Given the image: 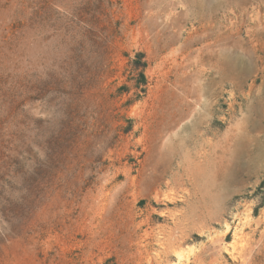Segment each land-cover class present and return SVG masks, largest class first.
<instances>
[{"label": "rangeland", "instance_id": "rangeland-1", "mask_svg": "<svg viewBox=\"0 0 264 264\" xmlns=\"http://www.w3.org/2000/svg\"><path fill=\"white\" fill-rule=\"evenodd\" d=\"M0 264H264V0H0Z\"/></svg>", "mask_w": 264, "mask_h": 264}, {"label": "bare ground", "instance_id": "bare-ground-1", "mask_svg": "<svg viewBox=\"0 0 264 264\" xmlns=\"http://www.w3.org/2000/svg\"><path fill=\"white\" fill-rule=\"evenodd\" d=\"M183 166H184L185 170H187V169H189V168H194L196 171H204V170H203V169H204V165H202L200 162H198V161H196V160H194L193 162H185ZM211 168H212L211 165H207V166H205V169H207V171H208L209 169H211ZM185 170H182L183 173H185ZM222 173H223V171L220 170V175H221ZM183 176H184V174L181 175V178H182ZM181 178H180V179H181ZM211 180H212V179H209V180H208L210 186L214 184ZM224 181H225V178H224V180L220 183V184H221V187H223Z\"/></svg>", "mask_w": 264, "mask_h": 264}]
</instances>
